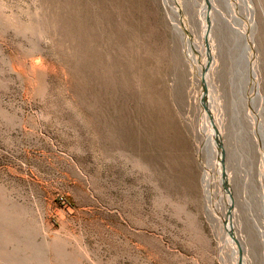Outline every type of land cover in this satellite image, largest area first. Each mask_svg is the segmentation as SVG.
I'll list each match as a JSON object with an SVG mask.
<instances>
[{
    "label": "rangeland",
    "instance_id": "374dc122",
    "mask_svg": "<svg viewBox=\"0 0 264 264\" xmlns=\"http://www.w3.org/2000/svg\"><path fill=\"white\" fill-rule=\"evenodd\" d=\"M233 6L0 0V264H255L245 224L264 232V0ZM235 29L253 42V82ZM232 46L243 58L222 72ZM213 124L226 188L217 140L202 144Z\"/></svg>",
    "mask_w": 264,
    "mask_h": 264
},
{
    "label": "bare ground",
    "instance_id": "6f19581e",
    "mask_svg": "<svg viewBox=\"0 0 264 264\" xmlns=\"http://www.w3.org/2000/svg\"><path fill=\"white\" fill-rule=\"evenodd\" d=\"M224 1L229 6L234 7L233 4L235 5L237 0H224ZM234 10H232V12ZM210 15H211L210 9L202 11V18L207 20V22L205 23L204 30L202 31V37H203V40L205 42V45H209L208 41H210V36H211V32H212V26H211V22H210ZM234 16H237V15H234ZM248 28H249V26L247 25V29ZM233 33H234V35L238 36L239 38H240V34L245 36L244 39H242V40L239 39V46L242 48V50L244 52V62L246 63V65L248 67V71H247L248 72V79L250 78V80H251L252 76L255 75V70L254 69H253L254 71L252 72V68H251L252 62L250 60L252 55H253V52H252V50L254 48L253 44H252L253 42H251L248 39L245 29H241V30L235 29V31ZM238 49H239L238 46L237 47L232 46L230 48L229 53L228 54H224L223 62H222V65H223L222 72L223 71L225 72V67H226L227 63L230 64L229 65V69L230 68L231 69L234 68V70L236 68V65L240 64V62H241V60L243 58V54L239 55L238 54ZM191 50L193 52V53L191 52V56L194 58V52L196 50L193 48V46L191 47ZM210 65H211L210 64V56L208 54V60L205 59V61L201 65V71L203 73L202 79L204 81L205 87L207 86V80L209 78ZM241 66H243V65H241ZM254 79H255V76H254ZM215 88L218 89L217 87H215ZM215 98L217 99V96L215 97L214 94L212 95L210 93L209 89H207L206 94H204L203 98H202L203 105H204L205 108L208 109V111H209V113L211 115V118H212V116L214 117V115H213V113L211 111L210 106L212 105L211 102L214 101ZM248 99L249 98H247V100ZM247 106H249V103L247 104ZM251 113L252 112H250L248 110V107H247L245 109V111H244V117L246 118V120L247 119H251L252 120L253 116H252ZM210 129L212 130L211 133L213 135L207 132L206 126H204V128L202 127V139H203L202 140V144L204 143V141H205L204 144H206V142L210 141L212 139V137L217 140V149H216V146H214L215 150L213 151V153H214V157L219 159L220 163L219 162L218 163H219V166L221 167V174L224 175V177H225V179H220V186L223 187V185H224L225 188H226L227 185H228L229 177L227 175V173H228L227 172V166H226V163L224 161L225 149L222 148L223 147V143H222V140H221L222 137H221V134L216 130L214 124L211 126ZM206 145H204L203 148ZM253 146L254 147H253L252 150L254 151L255 154L258 155V160H259L261 157H263V155H261L259 153L260 140L256 139V141H255ZM210 166L212 167V165H209L208 167H206V169L204 171V174H203V177H202V181H203L204 190H205L206 195H207V198H206L207 208L211 212L212 211L217 212V207H218L217 201L223 200V198H222V196L220 195L219 192H215L214 189H213V187H214L213 179L215 178V175H214V171L212 170V168H210ZM260 198H261V201H262V205L264 206V191H263L262 196H260ZM227 206H228L227 208L234 207L235 206V198H232V196H231V200L228 201ZM229 211H231V210H229ZM228 215H229L230 219L225 221V227L229 230L230 233H234L235 232V227H234V224H233L232 219H231L232 214H228ZM257 227H253V224L250 225V227H249V225L245 224V230L247 232L248 241L251 242V246L253 247L252 255H253V258H254V262H255V264H264V250H263V246H261L259 244V242H261V239L264 236V235H262V234H264V232L261 229L257 228ZM235 234H233V235H234L235 241L238 243V248H239L238 251L241 250V255H243V248L241 246L242 245L241 238L236 236ZM263 245H264V243H263ZM236 253H237V250H236ZM238 264H246V262H244V260H242V258H241V261Z\"/></svg>",
    "mask_w": 264,
    "mask_h": 264
}]
</instances>
